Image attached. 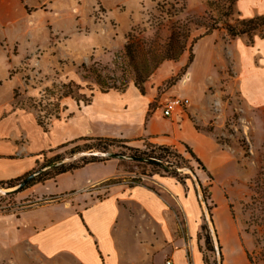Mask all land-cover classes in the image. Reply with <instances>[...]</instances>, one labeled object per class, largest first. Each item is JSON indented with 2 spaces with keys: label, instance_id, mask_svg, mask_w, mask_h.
Returning <instances> with one entry per match:
<instances>
[{
  "label": "rangeland",
  "instance_id": "rangeland-1",
  "mask_svg": "<svg viewBox=\"0 0 264 264\" xmlns=\"http://www.w3.org/2000/svg\"><path fill=\"white\" fill-rule=\"evenodd\" d=\"M28 1L30 3L25 4L22 0L23 8L21 6L14 17L0 18V105L11 104L36 120L41 116L44 124L50 127L62 122L64 126L51 135L54 140L64 134L67 125L73 130L91 125L92 116L97 113V109L78 113L81 106H85L83 102L71 97L58 99L61 86L71 81L81 86V93L92 99L91 104L109 87L125 89L135 85L137 77L145 80V93L153 88L156 91L150 109L170 97L188 98L184 88L191 83L193 69H188L175 86H167L166 81L186 64L191 49L197 57L202 39L196 42L193 39L203 35L208 28L217 27L207 35L214 37L215 45H203L213 46L214 50L207 52L198 62L204 85L197 89L193 100L189 97V105L198 108L202 120L207 122L203 130L213 133L217 141L231 152L233 159L222 176H213L214 183H211L213 177L210 179L197 169L198 164L184 147H181L180 154L187 161L175 160L181 165L194 167L197 179L186 173L190 176L187 178L190 189L197 192L200 228L207 224L203 202L206 199L207 212L218 237L215 214L219 211L215 209L224 202L226 213L235 222L249 259L253 264H264V107L249 111L239 97V60L235 46L239 40L250 45L256 38H264V26L255 31L251 43L248 35L230 36L225 25L264 14V0ZM173 34L179 46H186L185 52L178 61L164 60L165 48ZM127 47L132 48V56ZM179 66L181 68L175 70ZM108 98L110 96L99 97L94 106L98 108ZM59 103L60 108L56 109ZM64 106L67 109H63ZM159 110L162 111V107ZM70 113H73L72 118L68 117ZM34 129L31 127V133H37ZM47 144L43 133L31 141L34 148H43ZM82 144L84 142L77 139L75 144L62 148L58 145L47 152L46 158L65 154L75 145ZM150 144L145 140L120 141L109 147L108 151L112 153L147 158L115 159L122 173L87 188L88 196L103 198L110 185L123 180L131 183L136 175L151 185L149 177L164 171L147 160L150 155L160 154L157 149L152 152ZM166 159L164 165H167ZM69 177L60 178L61 182H53L37 192L29 188L12 196L0 193L3 199L0 201V264H79L68 254L57 258L47 256L17 231V218L22 212L61 200L32 206L30 202L44 198L35 194H47L57 190V186L59 189L72 188L74 181ZM217 178L223 184H217ZM198 182L209 187L210 200L201 187L197 188ZM177 215L178 234L184 238L183 246L189 252V228L183 213L178 211ZM136 228L141 231L142 244L149 248L140 264H167L171 259L172 243L165 240L159 227L147 222ZM208 234L214 247L213 232ZM218 241L220 243L219 237ZM200 243L204 259L214 264L215 251L207 249L204 241Z\"/></svg>",
  "mask_w": 264,
  "mask_h": 264
},
{
  "label": "crops",
  "instance_id": "crops-1",
  "mask_svg": "<svg viewBox=\"0 0 264 264\" xmlns=\"http://www.w3.org/2000/svg\"><path fill=\"white\" fill-rule=\"evenodd\" d=\"M27 2L25 0V4ZM23 5L22 0H0V18L14 17ZM204 43L214 46L215 39L206 36L201 40L198 55L191 67V83L184 88V93L192 100L198 93L197 89L204 85L198 62L207 52L214 50L213 46L203 47ZM235 46L239 60V97L249 111L260 109L264 107V38H256L250 45L239 40ZM180 68L176 67L175 70ZM155 94L154 88L142 94L135 85L121 91L101 92L95 101L101 96H110L111 100L108 98L98 108L94 106V101L91 105L81 106L78 112L97 109L91 125H83L78 130L67 125L68 129L66 127L58 140L51 138V135L64 126L62 122L51 125L49 131L44 132L29 113L11 104L0 105V180L23 176L43 162L50 149L85 136L130 142L145 140L173 146L179 152H182L181 147L186 149L188 146L212 177L222 176L223 170L231 165L232 154L217 141L213 133L203 130L207 122L202 120L198 108L194 105L177 107L170 117H165L159 110L164 102L150 109ZM31 127L37 133H31ZM40 133L47 137L48 144L43 148H34L31 141L33 137H40ZM121 173L119 164L113 158L89 163L29 187L37 192L53 182H61L60 178L65 176H70L69 180L74 181L72 188L59 189L57 186V190L47 194H35L44 198L61 197V200L22 212L17 218V231L47 256L57 258L61 254H68L79 264H140L149 248L142 244L141 231L136 227L149 222L159 227L165 240L172 243L171 264H205L198 238L197 192L190 189L187 179L182 183L175 177L155 174L148 179L151 185H131L123 180L110 185L103 198H93L86 193L87 188ZM214 181L213 177L211 183ZM216 181L223 184L220 178ZM226 209L224 202L215 209L219 211L215 214V224L223 264H253ZM178 211L185 216L189 228V252L183 246L184 238L178 234Z\"/></svg>",
  "mask_w": 264,
  "mask_h": 264
},
{
  "label": "trees",
  "instance_id": "trees-1",
  "mask_svg": "<svg viewBox=\"0 0 264 264\" xmlns=\"http://www.w3.org/2000/svg\"><path fill=\"white\" fill-rule=\"evenodd\" d=\"M231 8V7H230ZM226 29L229 33L230 36L232 37H238L242 35H248L250 38V42L253 43L254 39L253 36L255 35V31L258 30L259 28L264 26V14L258 15L255 17H250V18H243V19H238L234 24L232 23H226ZM217 27H212L208 28L207 31L193 39V42L196 40H200L203 37L207 35H211L213 31ZM186 46L185 45H180L179 46V41L177 40V37L175 34H173L165 48L164 52V60H174L178 61L180 57L183 55L185 52ZM127 52L129 55L132 56V48L127 47ZM196 59V54L195 52L191 49L190 50V55L188 57V60L186 64L178 71V73L172 77L171 79L166 81L167 86L172 87L175 86L176 82L180 80L183 75L187 72L188 69H190L195 62ZM157 68V65H155ZM154 67V68H155ZM140 76V75H139ZM145 80L137 77L136 79V87L139 89V91L142 94H145V87H144ZM81 86L74 83L73 81L69 82L68 84H63L61 86V93L58 96V99L61 100L64 97H71L72 99L78 101V102H83L85 105H91L92 99H89L86 97L85 94L81 93ZM110 90H124V89H118V87H109L108 90H104L102 92L106 93ZM94 96V95H92ZM56 109L60 108V103L56 105ZM63 109H67L66 106L63 107ZM69 118L73 117V113H70L68 115ZM38 125L43 129L44 132L49 131L50 125L44 124L43 119H41V116H39L38 120ZM79 141H83L84 144L82 145H75L74 147L70 148L68 151L65 152V154H59L55 155L51 158H44L43 162H39L37 164V167H35L33 170L29 171L28 173L24 174L23 176H20L15 179L11 180H0V188H12L19 184L22 180H24L26 177H28L30 174L33 172L45 168V170L40 173L36 178L33 179V181L23 189L22 191L26 190L27 188L37 184V183H43L47 180L54 179L58 175L67 173V172H72L78 168H81L89 163H98V162H104L107 160H111L113 158L110 157H105L101 155H87L80 157L78 159H75L73 161H66L68 158L73 157L75 154L80 153V152H109V147L113 146L115 143L120 142V141H125V140H120V139H112V138H104V137H81L79 138ZM76 143L75 141L68 142L67 144H62L59 147L62 148L68 144ZM150 147L153 149L152 152L157 151L160 152V154L156 155H150L147 159L149 162L160 166V168L164 171V173H159L161 176H172L177 178L179 181L182 183H185L186 179L189 178L190 176L188 173L185 171L179 169H191L194 171V167L191 164L188 165H181L179 161L175 160V158L180 159V161L186 162L187 160L184 159V157L180 154V152L177 150V148L173 146H168V145H158L151 143ZM186 150L191 156V158L198 164L197 169H199L201 172H205L208 178L212 179V176L210 175L209 171L205 168L201 160L197 157V155L192 151V149L188 146H186ZM66 154H69L68 156H65ZM143 154H146L144 152ZM141 155H136L134 154L133 157L135 158L134 160H142L146 159L147 157H138ZM166 159L167 165H164V160ZM115 159V158H114ZM168 159H173V160H168ZM119 160H124V159H119ZM136 175V174H135ZM143 177L136 175L135 177L132 178V182L130 183L131 185L134 184H143ZM200 187L204 191V194L206 195L207 199H211V191L209 187H203L202 183H200ZM21 192V191H19ZM16 192V193H19ZM16 193H7L5 196H12L13 194ZM2 197L0 196V201H2ZM206 200V199H205ZM198 238L200 241H204L207 249L210 251H215L214 247L212 245V240L210 235L207 232V224H203L199 230L198 233ZM221 248V245H220ZM221 257H222V264H223V254L221 251ZM205 263L209 264L208 259H205ZM214 264H218L217 258L214 260Z\"/></svg>",
  "mask_w": 264,
  "mask_h": 264
},
{
  "label": "water",
  "instance_id": "water-1",
  "mask_svg": "<svg viewBox=\"0 0 264 264\" xmlns=\"http://www.w3.org/2000/svg\"><path fill=\"white\" fill-rule=\"evenodd\" d=\"M87 155H101V156L115 158V159H135L134 157H128V156H125V155H121L119 153H112V152H90V151H87V152L77 153L73 157L68 158L66 161H71V160L73 161L75 159H78L80 157L87 156ZM44 170H45V168H42V169H39V170L33 172L28 177H26L24 180H22L19 184H17L16 186H14V187H12L10 189H5L4 190V188H0V193L7 194V193H16V192L22 191L23 189H25L26 187H28V185L33 181V179L36 178ZM181 170L190 173L191 175H193V177L195 179H197V176L195 175V173H194L193 170H191V169H181ZM197 188L198 189L200 188L199 182H198ZM198 194L200 195L199 190H198ZM203 202H204L205 208H206L205 217H206L207 226H208L207 232H209V231H212L213 232L214 239H215L214 250H215V253H216V257H217V262H218V264H222L220 243H219L218 237H217V235H216V233H215V231H214V229L212 227V222H211V220L209 218V215H208V212H207V210H208L207 209V204H206V201L204 199H203Z\"/></svg>",
  "mask_w": 264,
  "mask_h": 264
},
{
  "label": "built area",
  "instance_id": "built-area-1",
  "mask_svg": "<svg viewBox=\"0 0 264 264\" xmlns=\"http://www.w3.org/2000/svg\"><path fill=\"white\" fill-rule=\"evenodd\" d=\"M190 104L189 98H182V97H170L166 99V101L162 105V113L165 117H170L175 109L177 107H187ZM61 197H47V198H41L35 201L30 202V204L33 205H42L44 203H50L54 201L60 200ZM167 264H171V261L168 260Z\"/></svg>",
  "mask_w": 264,
  "mask_h": 264
}]
</instances>
